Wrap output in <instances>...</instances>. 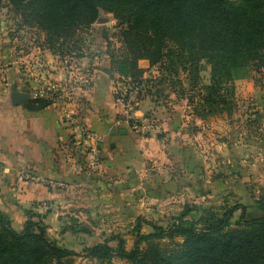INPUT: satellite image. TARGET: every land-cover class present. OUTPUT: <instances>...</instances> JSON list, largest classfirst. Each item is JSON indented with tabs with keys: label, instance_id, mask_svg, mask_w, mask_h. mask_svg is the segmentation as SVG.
<instances>
[{
	"label": "rangeland",
	"instance_id": "1",
	"mask_svg": "<svg viewBox=\"0 0 264 264\" xmlns=\"http://www.w3.org/2000/svg\"><path fill=\"white\" fill-rule=\"evenodd\" d=\"M99 20L102 22L98 23ZM119 34L120 30L113 15L100 10L98 19L91 27L78 31L72 42L67 43L54 54L48 44L49 36L44 31L28 24L21 13L11 8L7 2H3L0 6V88H6L7 93L17 90L11 80L12 75L17 74L21 80L23 92H30L31 100L46 99L51 105H61L68 108V112L83 118L80 110L91 102L90 99L88 100V94L84 93L106 82L107 86L111 87V98L126 105L127 109L137 108L136 103L146 99L148 103L155 105L154 107L160 106L159 109H163L167 114L170 112L178 114L179 121L175 125H183L182 131L180 130V133L173 138L172 130L167 131L166 134L163 132L158 137L142 136L129 128L132 136L128 140L131 143L128 144L129 147L135 146L136 150L141 151V155L155 153L158 150L152 144L142 145L141 141L144 143V139L151 137L163 140L161 142H163L166 161L161 167L165 170L164 179L165 181L173 179L172 181L181 186L188 185V188L184 187L182 193H159L162 191L158 188L155 175H159L157 170L160 169L161 162L157 164L158 162L152 159L147 160L144 165L151 168L146 172L147 178H144L142 169L137 165L134 166L139 176L136 175V178L129 182L130 188L127 187L123 198L118 196L119 193L114 192L118 186L117 180L113 179L116 176L104 182L105 185L86 179L80 191L83 200L76 198V201H81L79 204L73 201L77 195L72 196L70 192H67L62 196L60 205L64 206V210L63 215L60 216L61 223L57 225L55 221L49 222V226L46 225L45 234L58 246L77 254L71 258V264H130L117 256L107 263H101L83 257L82 251L86 247L103 242L108 243L112 249H117L116 238L124 239L123 247L129 251L137 239L135 227L138 224H141L140 235L152 233L148 224L169 229L175 225L183 212H187L185 223L206 212L222 214L237 204L245 207L246 219L260 214L254 209V201L260 194L259 186L253 189L251 196L240 195V191L239 194H234L232 189H221L219 186V178L222 175L226 174L233 178L234 174L230 169L232 164L222 163V157L226 158V162H231V158L228 157V147L225 146L223 151V148L218 149L217 146L221 140L225 139L218 132V127L222 125L226 127L229 145L233 143L237 134L244 140L251 134L253 126L264 125V70L252 72L246 77L231 81L230 89L233 93L234 105L231 113L201 119L194 109L196 98L193 104L188 102L189 87L182 74L178 77L170 76L166 72L158 71V66L150 67L147 61V67L141 68L145 71L141 83L137 85L131 84L125 77L114 72L117 68L116 61L122 60L125 54ZM111 56L115 59L113 63ZM105 71H109L110 75ZM199 82L201 85L209 83V67L205 64L202 65ZM5 84L7 87H4ZM103 85L105 87V83ZM123 96L125 101H121ZM158 113V109L149 110L145 112L143 119L150 117L160 119ZM120 117L122 118L115 121L114 125H121L123 118L129 121L128 123L138 121L131 117L127 118L126 114ZM84 126L87 128L86 125ZM69 134L71 136L70 132ZM261 136L264 137V134ZM71 138L70 143L74 142L78 147L75 150L76 156L80 155L81 160L85 159L87 154L89 156L90 149L86 146L87 144L78 145L73 136ZM98 149L97 167L102 162L101 150ZM239 149L242 151V147L239 146ZM119 155L124 154L119 153ZM86 162L87 166L86 163L83 164L90 173L97 168L90 170L88 161ZM121 162V158L113 162L118 171L123 168ZM221 166H224V169ZM30 171L32 170H24L19 177L22 180L26 178L24 182L47 186L55 190L65 191L68 188L51 187L49 182H59L32 175ZM142 177L145 181L142 180L140 185H137ZM89 191L93 199H90ZM64 199L72 200V203L64 205ZM91 200H98V202L94 203L95 201ZM110 202H114L113 205ZM107 204L108 206H104ZM37 209L36 213L31 211L34 214L33 219L43 224L41 218L49 211L48 202H38ZM25 211L27 210H24L23 216L26 220ZM1 213L8 217L15 231L22 230L23 225L16 216L9 215L8 213L11 214L9 211ZM239 213L237 211L233 214L231 227L235 226ZM81 229H86L87 232L79 231ZM179 242H181L180 236L172 235L162 239L160 243L163 246L172 247ZM139 247L144 248V243H141Z\"/></svg>",
	"mask_w": 264,
	"mask_h": 264
},
{
	"label": "trees",
	"instance_id": "2",
	"mask_svg": "<svg viewBox=\"0 0 264 264\" xmlns=\"http://www.w3.org/2000/svg\"><path fill=\"white\" fill-rule=\"evenodd\" d=\"M3 2L49 36L54 54L78 31L91 27L100 10L112 14L125 50L114 72L139 85L145 71L138 62L145 60L170 76L182 74L188 102L196 98L194 109L201 119L231 113V81L264 70V0H0V6ZM203 64L209 67L207 85L199 82ZM50 105L46 99H32L25 108L40 111ZM254 209L260 214L250 219L237 204L186 223L183 212L171 228L148 224L152 233L144 235L138 224L131 250L123 247L124 239L116 238L117 249L103 242L84 248L82 256L101 263L117 256L130 264H264V195L254 201ZM25 212L20 232L0 212V264H71L77 254L49 240L46 226ZM172 235L181 242L161 245Z\"/></svg>",
	"mask_w": 264,
	"mask_h": 264
},
{
	"label": "crops",
	"instance_id": "3",
	"mask_svg": "<svg viewBox=\"0 0 264 264\" xmlns=\"http://www.w3.org/2000/svg\"><path fill=\"white\" fill-rule=\"evenodd\" d=\"M9 66L12 67L13 65ZM138 67L146 68L147 61H139ZM11 80L16 86L17 91H24L17 74L12 75ZM103 83H105V87ZM98 85L96 88L94 86L95 89L84 93L85 95L88 94V100L90 99L91 102L85 108H80L83 114V118L80 117L83 125H86L89 130L96 134L103 136V142L100 143L99 147L102 162L91 173L78 172L74 168L75 163L80 161L81 158L79 157L80 155L76 156L75 150L78 148L77 144L74 142L70 143L72 141L69 134L70 131L63 122V116L68 113V108L57 104H52L40 111H29L25 108V104L13 107L10 104L9 98L11 92L7 93L6 88H0L1 212H11V214H8L16 216L21 225H23L25 220L23 216L24 210L36 213L38 212V202L46 201L48 202L49 211L47 215L42 216L41 221L45 226H49V222L52 221L60 225V216L63 215L64 210V206L60 205V201L63 198L62 196L67 194V192H70L72 196L73 194L77 195L73 201L75 204H79L81 201H76V198L83 200V197L80 196V191H82V186L86 183V179L98 181L102 185H105L104 182L110 181L111 177L116 176L113 179L117 180L118 186H116L114 192L115 194L119 193L118 196L123 198V194L126 193L127 187L130 184L129 182L136 178V175L139 176L134 166L137 165L142 169L144 171V178H147L146 172L151 168L144 165H146L147 160L152 159L156 160L157 164L161 162L160 169L158 168L157 170L159 175H155L158 188L162 191L159 192L160 194L182 193L185 189L184 187L188 188V185L181 186V184L172 181L173 179L165 181V170L163 169L164 167H161L164 161H166L163 142H161L163 140L151 137L150 139H144V143L141 141L142 145L148 143L154 147L156 146L158 149L155 153L149 152V154L144 153L141 155V151L136 150L135 146L129 147L131 143L128 140L132 136L128 127L129 121L123 118L121 125H114V122L120 120L122 118L120 116L124 114L127 115V118L131 117L141 121L145 117V112L158 109L160 117L158 120L164 134L172 130L173 138L183 129V125H175L179 121L178 114L176 115L175 112L167 114L163 109H159L161 108L160 106L154 107L155 105L153 106L150 102L149 105L146 99H143L144 102L139 101L136 103L135 106L139 108H130L129 110L126 105L111 98V87H108L106 82ZM4 87H7V84ZM26 93L30 92L26 91ZM206 126L208 127L209 125ZM121 130L125 131L124 135H112L113 132ZM218 130L220 135L224 136L223 138L225 139L218 143L217 148H223L224 151L225 146H227L229 150L228 157L231 158V162H226V158L222 157V163H225L224 165L227 163L232 164L230 169L234 174L233 178L226 176V174L219 178L221 189H232L235 192L234 194H239L240 191V195L251 196V193L254 192L253 189L259 186L261 190V192L260 190L258 192L260 193L259 195H264V137L261 136V134H264V125L253 126L251 134L244 140L240 139V135L237 134L230 145L226 138V127L222 125L218 127ZM68 145H70L71 149ZM239 146L242 147V151L239 149ZM128 151L129 154H127ZM119 153H123L124 155H119ZM117 158L122 159L123 168H121V171H118L119 169L113 165V162ZM221 167L224 169V166ZM27 169L32 170L30 171L32 175L58 181L68 188L65 191L55 190L47 186L24 182L27 179L24 178L22 180L19 175ZM96 172L97 174H94ZM142 180L145 181L142 177L139 179V184L137 185H140V181ZM120 181L122 183H118ZM88 194L91 197L90 199L94 198L90 191ZM64 200V205L72 203V200ZM97 202L98 200L94 203ZM94 203L91 202V204ZM110 203L113 205L114 202ZM104 206H108V204Z\"/></svg>",
	"mask_w": 264,
	"mask_h": 264
},
{
	"label": "built area",
	"instance_id": "4",
	"mask_svg": "<svg viewBox=\"0 0 264 264\" xmlns=\"http://www.w3.org/2000/svg\"><path fill=\"white\" fill-rule=\"evenodd\" d=\"M128 80V79H127ZM126 93V92H125ZM125 95V94H124ZM124 96L121 97V101H125ZM130 98H132L130 96ZM131 100V99H130ZM63 122L67 125L71 136H73L74 140L78 142V145H82L81 143H86L87 147L90 149L89 156L87 154L86 158L83 160L78 161L74 168L76 171H82V172H89V170L85 169V164L88 166L90 170L95 169L98 165V151L100 143L103 142V138L100 135H97L93 131L86 128L80 117L76 115L75 113H66L63 116ZM129 128L135 132L136 134L142 135V136H159L163 133V129L159 123V120L153 117L142 119L141 121H134L132 123H129ZM49 185L51 187H62L63 185L61 183H53L49 182Z\"/></svg>",
	"mask_w": 264,
	"mask_h": 264
},
{
	"label": "water",
	"instance_id": "5",
	"mask_svg": "<svg viewBox=\"0 0 264 264\" xmlns=\"http://www.w3.org/2000/svg\"><path fill=\"white\" fill-rule=\"evenodd\" d=\"M99 22H102L101 20L98 21ZM106 74L110 75V72L109 71H105ZM10 104L11 106L13 107H17V106H21V105H24L26 103H28L31 98H30V94L29 93H26V92H20V91H17V90H14L10 93ZM125 134V131L121 130L119 132H113L112 135H124Z\"/></svg>",
	"mask_w": 264,
	"mask_h": 264
}]
</instances>
